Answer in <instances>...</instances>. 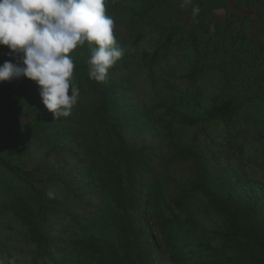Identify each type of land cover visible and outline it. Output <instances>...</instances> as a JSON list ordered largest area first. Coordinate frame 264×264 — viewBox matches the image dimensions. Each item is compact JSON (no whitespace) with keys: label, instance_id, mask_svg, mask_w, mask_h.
<instances>
[{"label":"trees","instance_id":"16d2710c","mask_svg":"<svg viewBox=\"0 0 264 264\" xmlns=\"http://www.w3.org/2000/svg\"><path fill=\"white\" fill-rule=\"evenodd\" d=\"M182 3L105 0V9L114 21L118 11L137 21L136 33L140 26L159 30L158 45L147 60L152 86L153 68L158 66L166 74L174 67L170 58L182 51L191 56L192 61L187 59L192 62L187 74L191 85L198 80L195 75L208 54L233 55L229 63L242 67L241 73L247 75L244 81L255 87L256 94L248 91L244 81L239 83L242 88L232 85L238 82L232 83L237 78L231 76L203 117L229 125L243 101L241 95L254 106L255 95L264 86V0H192L184 7ZM220 4L229 13L216 22L208 7ZM193 7L199 8L196 16ZM127 21L129 28L131 20ZM114 36L123 55L109 69L106 82L88 76L87 60L94 44L85 42L69 54L74 61L72 84L78 87L79 96L68 116L54 118L32 80L33 88L25 94L8 95L1 89L0 146L6 152H17L20 161L0 154V264H157L156 255L163 251L148 225V211L153 208L150 193L157 187L151 179L159 135L174 156L190 162L183 189L170 199L183 219L174 212L169 217L154 209L155 222L172 251L180 254L186 248L196 258L200 249V257L208 264H264V256L257 253H264V187L258 184L260 180L254 179V184L239 173L228 153L222 161L219 156H207L195 143V135L191 141L182 139L200 118L177 112L167 102L155 105L162 111L153 117L146 106L127 103L124 81L129 78L118 72L127 68L131 55L125 40ZM182 39L188 45L175 48L170 56L171 47ZM2 52L0 64L18 62L19 58ZM12 112V116L27 115L29 120L10 136L12 127L7 120ZM136 127L147 133L142 140L133 135ZM32 149L44 151L46 164L25 169L24 158ZM238 151L242 154L240 146ZM80 182L89 191H98L97 213L91 217H79L78 208H72L69 196L64 197L66 191L72 198H81L75 193ZM130 211L138 214L136 228L127 216ZM14 223L23 228L18 237L21 244L13 241ZM173 231L175 235L180 231L179 243ZM230 251L228 262H222Z\"/></svg>","mask_w":264,"mask_h":264},{"label":"rangeland","instance_id":"374dc122","mask_svg":"<svg viewBox=\"0 0 264 264\" xmlns=\"http://www.w3.org/2000/svg\"><path fill=\"white\" fill-rule=\"evenodd\" d=\"M117 1L120 0H112V3H116ZM208 1L210 2V0ZM234 1L232 0L233 3ZM223 7H221V4L213 8L208 7L210 11H213L215 16L214 20H216V22L223 20L224 15L229 13L228 9ZM244 11L249 12L250 10L244 9ZM116 17L117 19L114 21L113 31L119 38L125 40L126 44L129 46V55H131L127 58V68L118 72L123 73L120 74L121 77L124 78L126 76L127 78L128 76L129 78L128 81H124L125 101L127 103H137L141 106H146L150 109L151 117H153V115L156 116L162 111V109H157L155 105L158 106L161 102H167L172 105L177 112L186 111L190 115L200 118V123L187 129L182 139L184 138L187 141H191V138L195 135V143L199 145L201 150L209 157L215 155L219 156L220 161L223 160L225 153L230 154L229 161L233 167L237 168L236 170L239 173L245 177L251 178V183L256 184V182L253 181L254 179L260 180L258 184L264 187V86L262 85V87H259L258 92H260V94L255 95L258 96V98L252 102L254 106L247 104L245 100V98L247 99L246 95H241L243 101L237 108L229 125H225L222 121L208 122L203 118L205 112L211 107L214 101L223 94L225 82L233 76L237 79L232 81V83L235 81L238 83L232 85H235L237 88H242L239 83L246 79L245 77L247 75L242 74V71H240V68H242L241 66L237 67V65L229 63L231 59L235 57L233 55L231 56V54H217L215 57L208 54L204 59L205 65L202 66L199 73L195 75L198 80L194 85H191V79L187 76L191 71L190 68L192 63H189L187 59L191 60V56L189 54L186 55V53L182 51L179 55L170 58L171 62L174 63V67L167 69L166 74L161 73V71L158 70V66L153 68L154 85L152 86V79L148 75L149 67L147 60L158 45V40L160 38L158 34L159 30L157 27H142L138 24L141 28V31L140 29L139 32L137 31L138 34L135 32L137 30V21H133L127 15H123L121 11L117 12ZM128 18L131 20V23L129 22L131 31L125 25V23H128ZM132 24L136 27L135 29L132 27ZM215 35L217 36V34ZM219 37H221V33ZM188 42L187 39H182L177 45L172 46L170 56L174 53L173 50L175 48L186 46ZM0 46L2 48L0 51H3L2 55L9 52L5 51L4 46ZM9 58H19V56L9 55ZM158 65L160 66V64ZM10 82H17V85H12ZM244 82V85H249L247 87L248 91L254 90L255 87L251 83ZM33 85L34 84L26 77L0 81V93L1 89H4V92L8 95L18 96L17 94L28 93L33 88ZM253 94H256L255 90ZM12 111L15 112V110ZM13 112L10 115L11 117L7 120L12 127L10 136L18 133L19 129L22 127L21 125L29 120V116L23 114H14L15 116H12ZM140 129L139 127H136L135 130L134 128L130 129L132 131L134 130L133 135L136 140H142L146 137L144 134L147 133ZM155 141L159 143L160 149L156 152L155 161L153 163L155 177L151 180H153L157 187L150 193V199L153 204L151 207L153 206V208L148 211V225L153 232L156 245L161 246L163 251L161 255H156V262L157 264H208L200 257V252H198L200 249H197L196 258L190 255L186 248H184L180 254L176 253L174 249L172 251V248L158 229V225L154 218L155 208L161 210L169 217L173 216L172 212L178 214V217L182 219L184 217L183 213H179L174 209L175 207L170 202V199L176 192L180 193L183 189V185L190 173V162L182 161L174 156L168 148L169 146L165 142V139L161 138L160 135L155 137ZM103 142L102 140V143ZM238 146H240L242 154L238 151ZM0 154L14 162L20 161L17 152H6L1 146ZM45 160L44 151L32 149L24 158V167L25 169H30L38 164H46ZM38 177L43 178L45 175H40ZM60 190L63 192L62 188ZM75 193L81 198H72L71 194L66 195V191L64 192V197L69 196L71 200H69V202L74 205L72 208H78L79 217L82 215L91 217L93 214L97 213L99 200V196L97 195L98 191H89L86 184L84 185L83 182H80L79 189L76 190ZM199 202L201 201H198L197 204ZM202 212L203 211L199 210V213ZM127 216L131 225L135 228L138 227V214L130 211ZM13 230H15L13 241L21 244L22 242L18 237L24 233L23 228L14 223L12 231ZM172 233V236L175 237L174 239H177L179 243L180 239H182L180 231H177L176 235L174 231ZM257 253L258 255L264 256L261 250H257ZM228 255H231V251L229 254L225 253L224 258L222 257L224 261L222 258H220V260L227 263L230 258Z\"/></svg>","mask_w":264,"mask_h":264},{"label":"clouds","instance_id":"9594fccd","mask_svg":"<svg viewBox=\"0 0 264 264\" xmlns=\"http://www.w3.org/2000/svg\"><path fill=\"white\" fill-rule=\"evenodd\" d=\"M192 0H183L182 7ZM199 8L193 7V16ZM114 19L106 15L105 0H0V45L18 62L0 64V81L26 77L38 86L43 105L54 118L68 116L79 89L72 84L74 61L69 55L88 42L94 44L88 76L108 80L109 69L123 51L113 33Z\"/></svg>","mask_w":264,"mask_h":264}]
</instances>
